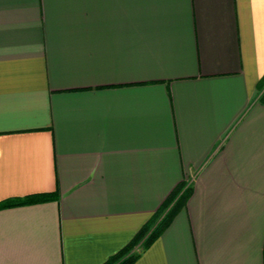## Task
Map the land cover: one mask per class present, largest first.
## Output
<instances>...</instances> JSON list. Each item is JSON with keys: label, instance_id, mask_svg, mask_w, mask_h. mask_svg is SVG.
Masks as SVG:
<instances>
[{"label": "crops", "instance_id": "1", "mask_svg": "<svg viewBox=\"0 0 264 264\" xmlns=\"http://www.w3.org/2000/svg\"><path fill=\"white\" fill-rule=\"evenodd\" d=\"M264 0H0V264H261Z\"/></svg>", "mask_w": 264, "mask_h": 264}, {"label": "trees", "instance_id": "2", "mask_svg": "<svg viewBox=\"0 0 264 264\" xmlns=\"http://www.w3.org/2000/svg\"><path fill=\"white\" fill-rule=\"evenodd\" d=\"M258 91L257 99L264 101V71L254 83ZM191 192L190 184L179 179L163 196L157 206L149 213L132 235L119 248L106 256L99 264H130L138 254L168 224L172 216L180 210ZM54 191H39L22 196H11L0 199V208L17 204H26L54 198ZM261 264H264V238L261 247Z\"/></svg>", "mask_w": 264, "mask_h": 264}]
</instances>
